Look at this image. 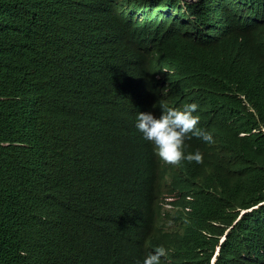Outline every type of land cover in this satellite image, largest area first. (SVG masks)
<instances>
[{"label": "trees", "instance_id": "obj_1", "mask_svg": "<svg viewBox=\"0 0 264 264\" xmlns=\"http://www.w3.org/2000/svg\"><path fill=\"white\" fill-rule=\"evenodd\" d=\"M125 8L188 19L190 30L204 38L213 26L232 30L245 23L255 0L185 7L181 0H0V264H132L138 257L129 229L144 216L130 190L148 187L151 172L137 170L117 150L100 155L92 139L69 132L106 128L132 113L130 98L153 93L150 84L132 79L134 91L124 97L106 78V69L134 45L118 19ZM182 43L187 64L177 72L193 90L198 111L227 130L235 148H249L252 138L239 135L264 125V85L223 74L219 46ZM144 48L148 70L156 71L155 52ZM206 72L212 84L203 82ZM109 183L125 193L108 191ZM211 187L215 194L198 192L195 226L215 224L213 232L221 234L243 201L234 199L237 190L218 198ZM232 240L239 249L233 264H264V205Z\"/></svg>", "mask_w": 264, "mask_h": 264}, {"label": "clouds", "instance_id": "obj_2", "mask_svg": "<svg viewBox=\"0 0 264 264\" xmlns=\"http://www.w3.org/2000/svg\"><path fill=\"white\" fill-rule=\"evenodd\" d=\"M181 1L185 7L206 0ZM118 19L134 45L106 69V78L125 90L124 97L134 91L128 87L132 79L150 84L153 93L148 98L141 94L130 98L132 113L111 119L106 128L88 125L69 132L92 139L100 155L117 150L121 156L133 160L137 170L152 174L148 187L135 185L130 190L144 216L143 221L130 225L129 242L138 246V257L132 264H233L239 249L232 235L244 231L252 212L264 205V125L239 135L252 138L249 148H235L231 134L198 111L193 90L182 84L177 68L187 64L182 40L202 49L219 46L224 55L223 74L262 87L264 0H255V8L245 23L232 30L213 26L206 30L204 38L199 31L190 30L188 19L177 22L172 18L157 19L150 13L129 8L122 10ZM218 31L221 33L216 34ZM93 41L100 47H111L103 40ZM144 47L155 52L161 65L156 71L148 70ZM207 75L206 72L202 76L203 82L212 84ZM168 177L171 185L164 183ZM207 181L218 189V198L234 189L238 192L234 199L243 201L233 211L235 220L221 234L213 232L215 224L211 223L196 230L198 192L215 194L211 186L207 187ZM111 188L116 193H125L109 183L107 190ZM175 191L178 194L171 197ZM169 205L177 210L174 215Z\"/></svg>", "mask_w": 264, "mask_h": 264}, {"label": "rangeland", "instance_id": "obj_3", "mask_svg": "<svg viewBox=\"0 0 264 264\" xmlns=\"http://www.w3.org/2000/svg\"><path fill=\"white\" fill-rule=\"evenodd\" d=\"M164 183H166L167 185H171L172 184V180L168 177L167 179H166V181H164ZM178 194V192H174V194L171 196V197H175L176 195ZM168 209L170 210V212L174 215L175 213H176V209L175 208H173L172 206H168Z\"/></svg>", "mask_w": 264, "mask_h": 264}, {"label": "water", "instance_id": "obj_4", "mask_svg": "<svg viewBox=\"0 0 264 264\" xmlns=\"http://www.w3.org/2000/svg\"><path fill=\"white\" fill-rule=\"evenodd\" d=\"M48 212L45 213V216L47 215Z\"/></svg>", "mask_w": 264, "mask_h": 264}, {"label": "bare ground", "instance_id": "obj_5", "mask_svg": "<svg viewBox=\"0 0 264 264\" xmlns=\"http://www.w3.org/2000/svg\"><path fill=\"white\" fill-rule=\"evenodd\" d=\"M108 196V195H107Z\"/></svg>", "mask_w": 264, "mask_h": 264}]
</instances>
